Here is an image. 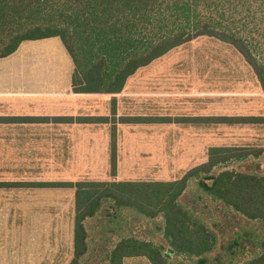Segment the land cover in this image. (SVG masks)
<instances>
[{
	"label": "trees",
	"instance_id": "trees-1",
	"mask_svg": "<svg viewBox=\"0 0 264 264\" xmlns=\"http://www.w3.org/2000/svg\"><path fill=\"white\" fill-rule=\"evenodd\" d=\"M264 4V0H258ZM252 0H0V57L29 39L56 36L73 63L72 89L76 92L121 91L127 78L171 48L207 35L234 46L253 68L264 93V64L253 49L256 43L244 33ZM233 20L234 11L243 12ZM253 15V14H252ZM249 21V19H248ZM249 34V33H248ZM119 121H164L165 116H119ZM117 119V120H118ZM175 121L226 123L264 122V116H177ZM83 122H111L110 168H116L115 116H77ZM259 146H210L207 159L172 180L112 179L77 181L0 182V185L58 186L75 189L73 257L78 264L87 250L85 219L95 215L103 201L110 207L133 208L141 216L161 214L168 246L150 239L124 235L109 249L106 264H123L125 257L145 256L151 264H169L168 256L181 254L192 264H264V170L228 167L234 160L257 156ZM190 178L198 198L220 201L235 226L219 237L211 223L183 205L179 197ZM208 205H203L202 208ZM116 213V212H115ZM115 213H113L115 215ZM112 214V217L114 216ZM243 218L244 222L237 221ZM242 223V224H241ZM244 223V224H243Z\"/></svg>",
	"mask_w": 264,
	"mask_h": 264
},
{
	"label": "crops",
	"instance_id": "crops-1",
	"mask_svg": "<svg viewBox=\"0 0 264 264\" xmlns=\"http://www.w3.org/2000/svg\"><path fill=\"white\" fill-rule=\"evenodd\" d=\"M52 37L24 40L12 53L0 57V182L93 180V164L103 163L106 170L112 123L78 121L77 116L83 115L113 114L116 120L119 116L170 118L115 122L116 179H120V163L124 161L148 165L174 162L184 173L207 159L210 146L264 147V122L174 119L264 116V94L250 65L228 62L243 68L232 73L219 70L220 62H187V70L132 74L115 93L76 92L71 84L74 66L70 55L61 41L62 46L60 42H53L56 48L52 46ZM174 63L165 62L164 67ZM224 74L235 78L244 75L249 85L244 89L234 82L235 86H224L220 92L215 80ZM74 215V187L0 185V227L35 228L33 233L27 229L22 234L20 242L32 247L20 250V258L46 260L66 249L72 259ZM49 227L50 238L43 236V228ZM102 253L107 257L109 250ZM149 263L144 256L123 260V264Z\"/></svg>",
	"mask_w": 264,
	"mask_h": 264
},
{
	"label": "rangeland",
	"instance_id": "rangeland-1",
	"mask_svg": "<svg viewBox=\"0 0 264 264\" xmlns=\"http://www.w3.org/2000/svg\"><path fill=\"white\" fill-rule=\"evenodd\" d=\"M251 8V14L249 17H245L246 24L244 26L245 29L243 32H247L246 34L255 41L256 46L254 47L253 51L258 59L264 64V4H259L258 0H252ZM245 12V9H243V12H238L237 10L234 11L232 13L233 20H242V14ZM51 40H55L50 41L52 46H55L53 42H60L58 37H52ZM165 62L177 63H174L173 67H170V65L169 67L165 68ZM187 62H220L222 67H217L219 70L232 71V73H234L236 70H243V68L240 66L236 68L232 67V65H229L228 62H244L246 67L250 65L243 58L240 52L231 44L221 41L215 37L200 35L181 45L171 48L169 51L152 60L150 63L139 67L133 74H162L166 69L179 71L182 69L187 70L190 69V67L187 66ZM233 76L234 75H230L229 77L228 75L224 74L216 77L215 81L220 86V92H223L222 87L224 86H235L234 82H236L238 85H244V89L246 85L248 87L249 81L246 76L242 75V77L236 78ZM207 81L208 80H205V82ZM257 81L259 83L258 79ZM230 90H232V88ZM237 90L240 91L241 88L238 87ZM111 116L114 115L112 114L109 117ZM125 158L128 159V157ZM125 158L124 160H126ZM253 163H255V165H253ZM95 165L97 164H93V168L90 171L92 173L91 176L94 178L93 180H112L116 179L119 175L117 173V162L115 173L112 174L110 168V158L106 170L104 169L105 167L103 166V163H98V166ZM147 165L148 163H129L126 161L120 163V179L172 180L181 177L183 173L182 168H178L180 165L179 163H165L161 161L152 165H148V167ZM228 167L240 168L249 171H262L264 170V150L261 151V153L257 156L249 155L243 160H234L228 165ZM170 169L172 171H168ZM156 176H163L164 178ZM199 194V188L197 187L195 179L190 178L184 192L179 197V200L188 208H190L192 205L195 206L194 213L199 215L202 219L207 220L206 222L209 224L211 223L212 218H216L223 225L226 220H228V223H231L232 225L233 221L230 220V217L233 216V213L227 211L220 201H211L209 197L200 199L197 197ZM109 203L110 202L108 201H103L98 212L95 215L85 219L84 223L87 230V240L89 239V243L87 250L85 251L86 253L81 254V256L78 258V264H106L108 262V255L107 257L101 256L100 253H104V251L109 250V248L112 247L115 242L120 239V237L127 234L134 235L142 239H150L153 242H160L164 245V247L168 246V243L163 236L164 220L161 214H158L153 218H148L147 216H141L133 208H116L114 210L110 207ZM206 204L208 206L202 208V206ZM113 213H115V215ZM112 214L114 215L113 217ZM237 221L244 222L243 218L241 219L239 217ZM213 228L218 232V235H220L219 237H225V235L228 236L227 232L230 233V230L235 228V226L232 225L231 229L230 224L223 226V233H221V229H218L215 226ZM27 229L33 233L35 228L17 226L7 230L6 228L0 227V254L2 253L0 264H68V262H70L71 257H68L66 249L57 251L46 260H39L36 257L27 259L20 258V250L23 248L26 249V247H32V244L28 245L26 243L20 242L22 234H25ZM43 229V236L50 238L49 232L51 231V228L49 227ZM33 247L35 249L36 244H34ZM11 254L17 255H13L11 257ZM192 258L181 254H175L168 256V261L169 264H192Z\"/></svg>",
	"mask_w": 264,
	"mask_h": 264
}]
</instances>
